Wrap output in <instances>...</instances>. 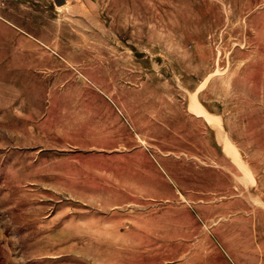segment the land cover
<instances>
[{
  "label": "rangeland",
  "instance_id": "obj_1",
  "mask_svg": "<svg viewBox=\"0 0 264 264\" xmlns=\"http://www.w3.org/2000/svg\"><path fill=\"white\" fill-rule=\"evenodd\" d=\"M0 264H264V0H0Z\"/></svg>",
  "mask_w": 264,
  "mask_h": 264
},
{
  "label": "bare ground",
  "instance_id": "obj_2",
  "mask_svg": "<svg viewBox=\"0 0 264 264\" xmlns=\"http://www.w3.org/2000/svg\"><path fill=\"white\" fill-rule=\"evenodd\" d=\"M228 149H229V148H228ZM230 151H231V149H230ZM228 154H229V153H227V155H228ZM231 155H234V154L231 153ZM234 160H235V159H234Z\"/></svg>",
  "mask_w": 264,
  "mask_h": 264
}]
</instances>
